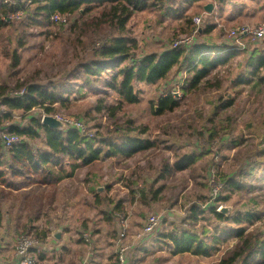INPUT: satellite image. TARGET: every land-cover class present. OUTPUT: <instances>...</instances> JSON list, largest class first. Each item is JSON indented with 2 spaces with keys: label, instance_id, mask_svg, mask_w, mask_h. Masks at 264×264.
I'll list each match as a JSON object with an SVG mask.
<instances>
[{
  "label": "trees",
  "instance_id": "trees-1",
  "mask_svg": "<svg viewBox=\"0 0 264 264\" xmlns=\"http://www.w3.org/2000/svg\"><path fill=\"white\" fill-rule=\"evenodd\" d=\"M176 1L0 0V29L13 25L12 17L17 14L21 15L20 24L30 28L50 29L60 26L64 29L65 25L70 22L69 38L65 39V43L71 48L69 55L72 59L67 62L71 68L57 73L56 76L61 75L62 78L66 77L65 79L69 81L76 80L78 83L73 86L71 82L62 80L41 82L39 77L43 72L37 70L36 75L23 81H17L13 88L6 81L0 84V105L5 108L0 111V185L9 190H18V186L11 182V177H21L26 180V183L44 185H55L64 181L72 185V181L78 179L82 189L85 188L93 197V206L96 209L99 210L105 202L109 204L108 211H101L103 219L110 224L114 218L125 215V201L116 202L111 198H101L98 193V188L102 187L99 184L101 179L95 175L92 179L89 177V169L101 167L103 163H106L112 167L108 170L109 181L124 182V187L129 190L133 202H140L144 206L151 207L165 199L171 201L165 197L167 186L160 183L175 176L178 172L185 173L194 170L199 162L206 159L207 155L212 156V152L207 150L202 153H180L175 154L173 158L164 156L158 165L155 163L157 158H149L146 164L142 163L143 168H133L126 165L142 154L159 150L158 144H166L164 141L159 143L147 138L149 131L147 127H137L136 123L131 120L125 125L115 126L114 132L119 135L118 138L114 136L107 138L99 132L89 134L87 129L84 131L73 126L67 130H54L44 126L42 120L45 115L54 117L62 109L70 110L72 102L76 100L73 95L76 92L80 93L84 88L90 89L94 94L105 96L97 101L95 110L98 113H110L112 117H115L125 105L140 103L137 84L155 85L167 82L170 77H173L172 82H174L183 69L187 70L189 85L183 89L185 96L203 86L220 90L221 82L211 84L212 74L241 52L231 49L225 41L218 47L214 43L197 40V43L190 48H173L172 46L161 54L138 56V41L131 36L129 28V23L137 12L160 10L163 12L162 21L175 17L177 21H184L185 24L195 29L193 18H189L188 15L197 3L206 0H181V3L177 4L180 5L179 8L176 6ZM218 1L221 2L219 9L222 13L225 6L234 0ZM250 1L258 2L259 0ZM57 15L65 18L66 22H55L53 18ZM205 24L199 36L209 37L214 34L218 24L209 21ZM19 45V47L24 46L22 40ZM214 53L215 56H213ZM10 54L12 55L11 68L18 69L22 56L18 50ZM258 54V52L251 54L247 74L241 75L235 85H264V55L258 57ZM51 68H53L52 65ZM175 72H177L176 75H174ZM99 83L104 85V89L97 88ZM111 94L117 95L119 99L117 106L107 100ZM234 104L233 100H226L218 108V113L232 108ZM156 106L154 111L161 116L174 112L180 103L169 94L161 97ZM36 110L42 111V118L31 114ZM17 112H22V122L16 121L15 113ZM218 113H215V116ZM27 119L29 122L25 125L23 121ZM213 133L211 138L215 136ZM4 136L16 137L20 141L8 149ZM256 138L262 140V148L255 154L258 158L264 156V135L258 134ZM37 141L43 143L41 148L37 146ZM244 141H232L233 147L243 144ZM178 145L172 140L170 146H164L161 149L165 152L173 151L179 148ZM246 163L248 164L237 172L220 171L217 174L218 184L222 186V190L230 192V195L221 196V191L215 200L201 195L191 201L190 206L184 203V207L189 206L182 220L187 228L174 226L169 231L158 233V241L166 246L164 248L171 249L172 256L188 255L193 258H211L216 254H222L217 264H264V216L250 211L227 216L218 211L216 207L217 202H229L235 193L257 189L253 184H245L243 181L253 175L254 169L263 162L247 161ZM217 167L216 156L213 154L211 165L207 169V177L211 175L210 171ZM118 169L124 170L123 174H119L122 170ZM82 170H87L83 176L82 173L80 174ZM151 172L157 173V178L149 181V177H144V175ZM142 179H144L143 184L140 183ZM21 186L25 187V182ZM186 187L187 185L180 188L174 203L171 201L170 209L179 206L182 202ZM205 188H209L208 184ZM105 189L111 191L112 184L105 183ZM5 196L2 192L0 199ZM37 209L39 211V206ZM33 214V216L38 215L37 212ZM1 215L0 211V225L3 220ZM38 219L30 217L29 222L32 224ZM228 223H232L235 227L226 226L230 228L223 229L221 225ZM258 223L260 227L252 230L251 228ZM199 227H202V230ZM21 228L17 239L27 236L34 240L36 246L31 251L34 254L39 245L46 241L49 232L40 227H27V225ZM227 230L230 235L224 237ZM118 231L117 227L112 231L113 239L117 240ZM94 233L99 232L88 230L85 227V229L82 228L81 237L85 242L90 243ZM84 234H89L90 238H84ZM228 242H230L229 245ZM225 243L229 248L223 252L221 245ZM231 243H233L232 246ZM164 248L161 249L165 250ZM113 264H119L118 256Z\"/></svg>",
  "mask_w": 264,
  "mask_h": 264
},
{
  "label": "rangeland",
  "instance_id": "rangeland-1",
  "mask_svg": "<svg viewBox=\"0 0 264 264\" xmlns=\"http://www.w3.org/2000/svg\"><path fill=\"white\" fill-rule=\"evenodd\" d=\"M238 3H240V0H238ZM176 6L179 8L180 5L176 4ZM248 6L252 12V17L249 20L240 19L238 22L229 23L225 18L233 16L235 11H229L232 13H228L227 15L225 9L221 13L224 17L223 20L212 17L211 19H207L202 27L206 25L207 21L218 23L219 20L220 26H217L214 34L209 37L199 36L198 42L214 43L219 47V45L224 44V41L229 40L228 36L232 30L242 26L255 27L264 24V0L257 3L248 2ZM162 14L163 12L160 10L140 11L135 14L129 23L131 36L138 41L139 57L152 53L161 54L172 46L174 47L177 40L187 38L193 32V26L185 24L184 21L179 22L175 17H169L166 21H162ZM198 15H202L201 9H193L188 16H190L189 18H193ZM20 16V14L14 15L12 17L13 25L0 29V84L6 81L13 88L17 81H23L36 75L37 70L43 72L39 77L41 82H47L48 80L59 82L62 80L71 82L73 86L74 84H78L76 80L69 81L65 79L66 77L62 78L61 75L56 76L57 73L71 68V66L67 65V62H70L72 59L69 55L71 54V48L65 43V39L69 38L68 26L70 22L65 25L64 29L60 26L50 29L43 27L30 28L20 24ZM20 40L23 41V47H19ZM16 50L22 56V62L18 69H12V55L10 53H14ZM254 52L259 53L258 57L264 55V40L250 46L246 51H241L228 64L220 66L212 74L211 84L214 85L216 82H221L222 86L220 90L203 86L197 91L189 92L186 96L181 92L180 97H174V100L179 102L180 106L172 113L159 116L155 113L154 108L157 107L156 105L161 97H165L172 92H178L177 84L180 79L186 78L184 88L189 86L186 69L181 71L174 82H172L173 77H170L167 82L155 85L146 83L137 84L136 89L140 93V103L137 105H125L122 110L116 113L115 117H112L110 113H98L95 110L97 101L100 98H105V96L103 94H94L88 88H84L80 93L76 92L73 95V98H76V100L72 102L70 110L62 109L58 112L57 116H54L66 124L67 129L71 127V122H81L89 134H97L99 132V134L107 138L111 136L118 138L119 135L114 132L115 126L119 124L125 125L131 120L136 123L137 127H147L149 130L146 135L147 138L159 143L164 141L166 144H158L159 150L142 154L126 165H130L133 168H143L142 163L145 162L146 164L149 158H157L155 159V163L158 165L164 156H171L173 158L175 154L180 153H202L208 150V152H212L216 156L218 167L210 171L211 175L209 177H207V169L211 165L213 154L212 156L210 154L207 155L206 159L199 162L194 170L185 173L178 172L175 176L169 177L160 183L167 186L165 197L173 203L175 196L180 192V188L187 185L183 193L182 202L179 206L172 209H170L172 202L166 199L151 207L144 206L140 202H133L129 190L124 187V182L109 181L108 170L112 169L109 164L103 163L101 167L89 169V177L91 179L94 178V175L101 179L99 184L102 187L98 188V193L99 189L102 190L99 194L101 198H111L116 202L119 200L125 201V216L128 217L129 231L123 244L130 247L128 254L129 264H131V260L135 263L136 258H141V264H217L222 254H216L211 258H192L188 255L174 257L166 252L158 251L159 248L166 247L162 242L158 241V233L165 230L169 231L174 226L187 228V225L185 226L182 221L183 216H186L185 211L192 205L191 201L196 200L198 196H208L215 200L217 194L220 195L219 192L221 191V196L230 195V192L222 190V186L218 184L219 178L217 174L220 171H225V173L237 172L248 164L246 163L247 161L263 162V164L254 169L253 175L250 176L252 178L247 177L243 181L245 184H253L257 189L235 193L231 196L229 202H217L216 207L218 211L225 208L229 209L230 213L228 216L248 211L264 216V156L257 158L255 155L262 148V140L257 139L256 135H264V85H235L241 75L247 74L248 61ZM213 56H215V53ZM51 65L53 68H51ZM97 88L102 90L104 89V85L99 83ZM107 100L117 106L119 99L116 94H111ZM226 100H233L234 106L218 113V108ZM4 109L0 105V111ZM215 113H218V115L215 116ZM31 114L39 118L43 116L41 110L33 111ZM86 114L90 115L85 116ZM15 117L16 121L22 122V112L15 113ZM28 122L29 119L23 121L25 125H28ZM98 126L100 127L98 128ZM212 132H214V138H211ZM171 134H173V137H171ZM172 140L179 144V148L168 151L169 153L163 151L161 148L170 146ZM234 140L245 141L234 148L232 143ZM37 146L41 148L43 143L37 141ZM217 170L219 171L217 172ZM85 172L87 170H82L80 174L82 173L83 176ZM123 172L124 170L120 171L119 174H123ZM144 177H149L148 180L151 181L157 178V173H146ZM107 182L112 184L111 191L105 189V183ZM72 183V185L67 183L61 187L65 199L68 196L71 197L73 192L77 195L76 200L78 203L75 208L70 210V214L72 215L76 212H83V214L85 212L86 214L88 212L92 216V219H89L92 223L90 224V228L105 232L106 235L112 234V231L116 227L118 228V218H114L109 224L103 219L101 211H108L109 204L105 202L99 210L96 209L93 206V197L85 188L82 189L80 181L76 179ZM140 183L143 184L144 179ZM207 184L209 188H205ZM184 203L189 204V206L187 205V208L184 207ZM5 207L7 206L5 205ZM151 216L160 217L162 221L161 229L157 234L142 243L140 241V234ZM3 222L5 224L6 221ZM215 226L216 224L213 228ZM221 226L223 229L230 228L226 226L235 227L232 223ZM259 227L260 223L251 229L257 230ZM106 235L103 238L104 240H106ZM229 235V230H227L224 233V237H228ZM115 240L113 239V241ZM157 242H159V245L155 244L154 246V243ZM230 242L227 244L229 245ZM227 244L221 245L223 252L229 248ZM232 245L233 243H231ZM114 247V253L115 250L118 253L119 249L115 244ZM156 249L158 250L155 251ZM164 249L169 252L167 248ZM138 251H140L139 255H137Z\"/></svg>",
  "mask_w": 264,
  "mask_h": 264
},
{
  "label": "crops",
  "instance_id": "crops-1",
  "mask_svg": "<svg viewBox=\"0 0 264 264\" xmlns=\"http://www.w3.org/2000/svg\"><path fill=\"white\" fill-rule=\"evenodd\" d=\"M259 1L262 2V0ZM248 2L257 3L250 0H240V3L238 0L229 2L225 6L227 15L232 13L229 11L234 10L235 12L233 16H225V20L229 23L238 22L240 19L249 20L252 17V12ZM178 3H181V0H177L176 4ZM208 4L214 5V11L211 14L205 10V6ZM220 4L221 2L218 0H206L197 3L194 9L202 10V15H206L205 21L211 17L223 20L224 17L219 9ZM219 23L220 20L217 23L218 26H220ZM11 182L18 186V190H9L0 185V194L3 192L6 195L0 199V211L3 216L0 225V264H18L15 244L17 234L24 225L40 227L49 232L46 241L42 242L34 253L40 264H113L117 258V251L115 250V253L113 251L115 241H113L112 234L106 235L105 232L98 230V234H92L90 243L82 239V228L87 227L88 230H93L90 228L92 223L89 221L92 216L88 212L86 214L85 212L84 214L83 212L70 214V210L76 207L78 201L75 192L71 197L68 196L65 199L61 187L68 181L55 185H44L42 183H26V180L21 177H11ZM24 182L26 186L22 187L21 184ZM101 192L99 191V193ZM37 206H39V211ZM33 212H37L38 215L33 216ZM30 217L39 219L31 224ZM3 221H6L5 224ZM58 230L62 232L60 239L53 235ZM105 235L106 240L103 239ZM155 244L159 245V242L154 243V246ZM167 250L169 252L159 248L158 251L166 252L172 256L171 249ZM141 263V258H136L135 263L131 260V264Z\"/></svg>",
  "mask_w": 264,
  "mask_h": 264
},
{
  "label": "built area",
  "instance_id": "built-area-1",
  "mask_svg": "<svg viewBox=\"0 0 264 264\" xmlns=\"http://www.w3.org/2000/svg\"><path fill=\"white\" fill-rule=\"evenodd\" d=\"M53 19L55 22H66V19L59 15L55 16ZM204 19L205 15H200L193 18V23L195 26L193 33L187 38L177 40L173 48L193 47L199 39V33L204 24ZM228 37L229 40H226L225 43L231 49H236L240 51L247 50L250 46L255 45L264 40V24L255 27L242 26L240 28L232 30ZM185 80L186 78L179 80L177 84L178 92L170 93L173 97L181 96L180 93L183 92ZM71 126L80 128L84 131L86 130V127L81 122H71ZM4 139L5 145L8 149L11 148L12 145L17 144L20 141L18 138L12 136H4ZM118 222V238L115 242L117 248L119 249L117 253L118 263L129 264L128 254L130 251V247L123 244V242L127 238L129 231L128 217H126L125 215H119ZM161 225L162 221L160 220L159 216H151V218L145 224L142 233L140 234V241L145 242L150 239L153 235L157 234V232H159L161 229ZM84 238L88 239L90 238V235L84 234ZM16 245L18 264H40L37 258L31 252L32 249L36 246V242L34 240H31L27 236H21L17 239Z\"/></svg>",
  "mask_w": 264,
  "mask_h": 264
},
{
  "label": "water",
  "instance_id": "water-1",
  "mask_svg": "<svg viewBox=\"0 0 264 264\" xmlns=\"http://www.w3.org/2000/svg\"><path fill=\"white\" fill-rule=\"evenodd\" d=\"M205 10L207 13L211 14L213 13L214 11V5L212 4H208L207 6H205ZM42 124L44 126H48L54 130H65L67 129V125L64 124L63 122H61L59 119L53 117V116H50V115H45L43 117V120H42ZM99 191H102L99 189ZM220 212L226 214L227 216L229 215L230 213V210L225 208V209H222ZM61 234L62 232L61 231H55L54 232V237L57 238V239H60L61 238Z\"/></svg>",
  "mask_w": 264,
  "mask_h": 264
}]
</instances>
